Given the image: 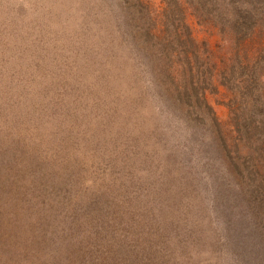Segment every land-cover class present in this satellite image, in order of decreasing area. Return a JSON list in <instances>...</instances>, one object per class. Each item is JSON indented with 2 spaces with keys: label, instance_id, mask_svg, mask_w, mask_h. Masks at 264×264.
<instances>
[{
  "label": "rangeland",
  "instance_id": "374dc122",
  "mask_svg": "<svg viewBox=\"0 0 264 264\" xmlns=\"http://www.w3.org/2000/svg\"><path fill=\"white\" fill-rule=\"evenodd\" d=\"M80 166L133 264H264V0H0V264L98 263Z\"/></svg>",
  "mask_w": 264,
  "mask_h": 264
},
{
  "label": "trees",
  "instance_id": "16d2710c",
  "mask_svg": "<svg viewBox=\"0 0 264 264\" xmlns=\"http://www.w3.org/2000/svg\"><path fill=\"white\" fill-rule=\"evenodd\" d=\"M96 167H88L87 172H89V177L96 176L99 178L96 175L99 169ZM79 169L76 170V173L73 172L75 174V181L79 185L78 192L80 195L79 199L75 198L77 201H74V203L80 206L84 201H89L87 205L88 211L82 212V215L84 216L92 211L91 213H94L97 225L101 228L99 230H102L99 236H104L105 234V246L104 249L96 254V259L99 258L96 264H133L132 262L139 258L140 249L137 240L131 236L134 226L131 225L132 220L136 217L137 219L139 218L142 211L140 207L144 205L139 200L140 187L133 180H131L132 183L126 184L127 186L115 181L110 186L105 183L106 187L105 189L102 188V194H100V187L98 190L93 191L91 187L88 188L85 185L92 178L83 176L82 173L84 172L81 166ZM80 172L82 173L80 174ZM102 182L104 183L105 181L102 180ZM101 196H105L103 198L105 199L104 201ZM91 213L90 215H92ZM142 223H145V221H142ZM115 232H118L117 236H120L124 240V243H120L118 246H112L108 242L110 239L108 236H111ZM125 239L127 240L125 241Z\"/></svg>",
  "mask_w": 264,
  "mask_h": 264
}]
</instances>
